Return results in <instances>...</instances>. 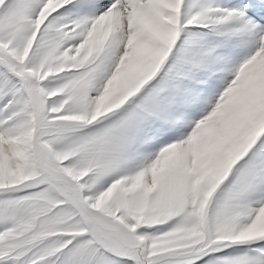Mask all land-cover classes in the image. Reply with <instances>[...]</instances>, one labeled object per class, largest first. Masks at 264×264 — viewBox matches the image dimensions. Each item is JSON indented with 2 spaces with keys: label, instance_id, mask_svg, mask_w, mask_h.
I'll return each instance as SVG.
<instances>
[{
  "label": "snow or ice",
  "instance_id": "6c2138e0",
  "mask_svg": "<svg viewBox=\"0 0 264 264\" xmlns=\"http://www.w3.org/2000/svg\"><path fill=\"white\" fill-rule=\"evenodd\" d=\"M0 264H264V0H0Z\"/></svg>",
  "mask_w": 264,
  "mask_h": 264
}]
</instances>
